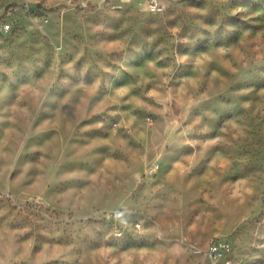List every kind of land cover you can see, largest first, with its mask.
Returning a JSON list of instances; mask_svg holds the SVG:
<instances>
[{
	"label": "rangeland",
	"instance_id": "374dc122",
	"mask_svg": "<svg viewBox=\"0 0 264 264\" xmlns=\"http://www.w3.org/2000/svg\"><path fill=\"white\" fill-rule=\"evenodd\" d=\"M159 1L0 0V264H264V0Z\"/></svg>",
	"mask_w": 264,
	"mask_h": 264
},
{
	"label": "built area",
	"instance_id": "2783aa9c",
	"mask_svg": "<svg viewBox=\"0 0 264 264\" xmlns=\"http://www.w3.org/2000/svg\"><path fill=\"white\" fill-rule=\"evenodd\" d=\"M147 7L152 12L162 11L164 6L159 0H147ZM4 29H9V24H4ZM155 167L153 168V170ZM135 227L139 228L140 224H134ZM116 236L123 235V231L119 228L116 229ZM200 252L209 264H240L243 259L238 255L234 254L231 243L224 238L211 239L206 247Z\"/></svg>",
	"mask_w": 264,
	"mask_h": 264
},
{
	"label": "bare ground",
	"instance_id": "6f19581e",
	"mask_svg": "<svg viewBox=\"0 0 264 264\" xmlns=\"http://www.w3.org/2000/svg\"><path fill=\"white\" fill-rule=\"evenodd\" d=\"M240 264H242V262L240 261Z\"/></svg>",
	"mask_w": 264,
	"mask_h": 264
}]
</instances>
